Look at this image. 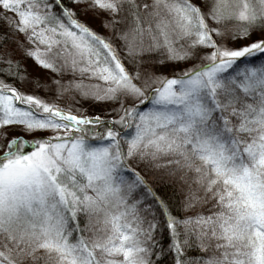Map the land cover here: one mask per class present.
Segmentation results:
<instances>
[{
	"label": "snow or ice",
	"instance_id": "snow-or-ice-1",
	"mask_svg": "<svg viewBox=\"0 0 264 264\" xmlns=\"http://www.w3.org/2000/svg\"><path fill=\"white\" fill-rule=\"evenodd\" d=\"M162 261L264 264V0H0V264Z\"/></svg>",
	"mask_w": 264,
	"mask_h": 264
},
{
	"label": "rangeland",
	"instance_id": "rangeland-1",
	"mask_svg": "<svg viewBox=\"0 0 264 264\" xmlns=\"http://www.w3.org/2000/svg\"><path fill=\"white\" fill-rule=\"evenodd\" d=\"M102 16H103V14H101L98 17L92 18L90 20V23L96 31L101 32L103 34L104 30L101 26ZM81 18L83 19L84 17L82 16ZM231 23H237V22L232 21ZM260 34H261L260 28L257 27V29L255 31H253L249 37L239 39L238 41H232L231 43H233V44H235V43L244 44V43L249 42L250 40H252L254 38L259 37ZM195 62L196 61H192L191 63H195ZM125 63H128V61L126 60ZM185 63L186 62H181L180 67H184ZM175 67H176L175 64H173L171 69L169 70V72L175 71ZM23 69H25L33 77V79H35L36 77H43L46 74L49 76L53 75L51 73H47V70H44L42 68L37 67L34 64V62L31 61L30 59L28 61L27 67L23 68ZM66 78H71V74L69 73ZM41 95H44V93L41 92ZM76 96H77V99L79 100V103L74 104V110H75V108L78 107V108H81L83 111H85V113H87V114H91L97 110H100V111L103 110L104 111L107 106H111V105L106 106L104 103L96 102L94 100L83 98V97H79L78 93L76 94ZM81 223H83V219L81 220Z\"/></svg>",
	"mask_w": 264,
	"mask_h": 264
},
{
	"label": "trees",
	"instance_id": "trees-1",
	"mask_svg": "<svg viewBox=\"0 0 264 264\" xmlns=\"http://www.w3.org/2000/svg\"><path fill=\"white\" fill-rule=\"evenodd\" d=\"M28 61H29V59H26V58H23L22 60H21V68L23 69V68H26L27 67V65H28ZM95 112H100L102 115L104 114V112H105V110L103 111V110H97V111H94L93 113H95ZM182 198V194L181 193H177V199H181ZM186 214H188V215H191V214H193L192 212H189V213H186ZM195 252H198V250L197 249H190L189 250V254H192V253H195ZM168 259H170V258H165V260H168ZM162 264H164V262L162 261Z\"/></svg>",
	"mask_w": 264,
	"mask_h": 264
}]
</instances>
